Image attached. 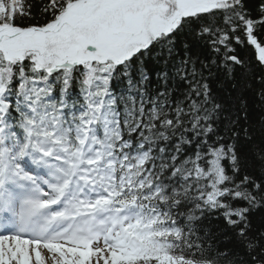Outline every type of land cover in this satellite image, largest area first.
Masks as SVG:
<instances>
[{
    "label": "snow or ice",
    "instance_id": "snow-or-ice-1",
    "mask_svg": "<svg viewBox=\"0 0 264 264\" xmlns=\"http://www.w3.org/2000/svg\"><path fill=\"white\" fill-rule=\"evenodd\" d=\"M0 264H264V0H0Z\"/></svg>",
    "mask_w": 264,
    "mask_h": 264
}]
</instances>
